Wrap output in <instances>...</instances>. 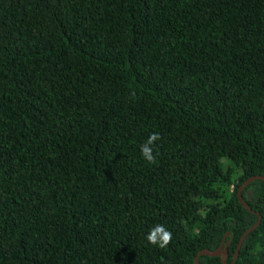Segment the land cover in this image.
I'll use <instances>...</instances> for the list:
<instances>
[{"label":"trees","instance_id":"trees-1","mask_svg":"<svg viewBox=\"0 0 264 264\" xmlns=\"http://www.w3.org/2000/svg\"><path fill=\"white\" fill-rule=\"evenodd\" d=\"M255 175L264 0H0V264H264Z\"/></svg>","mask_w":264,"mask_h":264},{"label":"clouds","instance_id":"clouds-1","mask_svg":"<svg viewBox=\"0 0 264 264\" xmlns=\"http://www.w3.org/2000/svg\"><path fill=\"white\" fill-rule=\"evenodd\" d=\"M160 138L159 133H153L147 138L146 142L140 146L141 155L148 163H155L156 156L153 154L152 146L155 141ZM171 239L172 233L162 225L153 226L146 236V240L149 244L159 246L162 249L170 244Z\"/></svg>","mask_w":264,"mask_h":264},{"label":"water","instance_id":"water-1","mask_svg":"<svg viewBox=\"0 0 264 264\" xmlns=\"http://www.w3.org/2000/svg\"><path fill=\"white\" fill-rule=\"evenodd\" d=\"M256 179H259V180H262L264 181V176L263 175H255V176H252L250 178H248L247 180H245V182L239 187L238 189V197L241 201V203L243 204V206L249 210V211H253L249 205L246 203V201L243 199L242 195H241V191L242 189L247 186L250 182H252L253 180H256ZM258 215V219L257 221L251 226L249 227L244 233L243 235L241 236L240 238V241L237 245V250L235 252V255L232 259V262L231 263H227V257H228V252H227V246H228V242H225L223 246H219L218 248L214 249V250H210V249H207V248H203L201 249L196 257H195V264H200V261H199V256L201 255H208V256H220L221 257V260L224 264H233L238 256V251L240 249V246L241 244L243 243L244 239L246 238V236L248 235L249 232L253 231L257 225L259 224L260 222V218L261 216L259 215V213H256ZM225 239V238H224ZM223 239V240H224Z\"/></svg>","mask_w":264,"mask_h":264}]
</instances>
